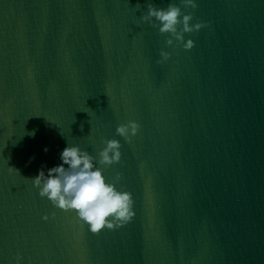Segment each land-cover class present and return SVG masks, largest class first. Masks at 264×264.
Segmentation results:
<instances>
[{
  "label": "water",
  "instance_id": "obj_1",
  "mask_svg": "<svg viewBox=\"0 0 264 264\" xmlns=\"http://www.w3.org/2000/svg\"><path fill=\"white\" fill-rule=\"evenodd\" d=\"M148 2L170 0H0V264H264V0H196L163 64ZM106 139L134 215L93 235L30 179Z\"/></svg>",
  "mask_w": 264,
  "mask_h": 264
},
{
  "label": "clouds",
  "instance_id": "obj_2",
  "mask_svg": "<svg viewBox=\"0 0 264 264\" xmlns=\"http://www.w3.org/2000/svg\"><path fill=\"white\" fill-rule=\"evenodd\" d=\"M189 8H196V0H170L164 7H155L151 2L145 4L139 17L140 22L165 36L164 48L159 50L155 61L157 64L170 59L171 53L165 51V48L175 49L179 46L185 51L190 50L194 41L185 39V34L206 26L203 21L192 22L193 13L187 11ZM138 129L139 124L129 120L117 124L114 134L128 143ZM102 143L103 147L93 156L67 141L58 153L59 163L47 168L42 164L30 179L40 198L46 199L54 209L71 212L77 222L86 226L87 231L93 235L103 229L120 228L134 215L131 193L117 189L115 182L108 181L103 175L105 167L120 161V141L106 139ZM42 150L48 151L46 146ZM10 170L18 174L17 169L10 167ZM116 179H119V173ZM52 215L54 213L41 215L40 219L47 221ZM11 264H23L19 252L14 255Z\"/></svg>",
  "mask_w": 264,
  "mask_h": 264
}]
</instances>
